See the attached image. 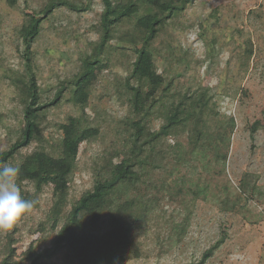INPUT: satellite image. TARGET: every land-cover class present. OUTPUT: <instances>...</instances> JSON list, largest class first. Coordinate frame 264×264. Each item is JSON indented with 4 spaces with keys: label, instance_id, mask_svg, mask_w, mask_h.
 <instances>
[{
    "label": "rangeland",
    "instance_id": "374dc122",
    "mask_svg": "<svg viewBox=\"0 0 264 264\" xmlns=\"http://www.w3.org/2000/svg\"><path fill=\"white\" fill-rule=\"evenodd\" d=\"M48 1L17 0L11 8L0 0V152L17 140L22 129V107L8 79L9 68L23 70L18 29L25 13L40 11ZM102 9V0H93L86 12L57 8L42 22L32 47L40 105L50 103L60 82L80 69L85 56L92 55ZM153 46L159 70L175 77L176 89L169 96L176 97L178 91H206L214 113L207 119L209 138L204 146L196 147L184 134L168 141L169 146H178L168 148L163 167L150 172L145 195L148 202L154 196L151 210L135 226L140 257L126 264H196L211 250L205 264H264V0H196L167 25ZM128 55L112 52L107 65L92 76L95 87L85 113L101 135L80 146L69 205L92 189L93 164L111 148L117 123L128 114L125 98L119 100ZM67 98L65 93L47 110L44 135L53 146L60 136L55 124L82 116ZM134 119L146 121L150 132L161 124L155 110L136 114ZM256 120L261 126L252 133ZM223 130L226 136L218 137ZM214 146L220 147L219 152ZM36 147L33 143L20 153H31ZM222 153H227L225 163L216 161ZM26 189L34 193L31 184ZM32 203L30 212L0 232L12 239L17 253L31 242L49 246L54 237L48 219L52 187H45ZM54 264L66 263L59 259Z\"/></svg>",
    "mask_w": 264,
    "mask_h": 264
},
{
    "label": "trees",
    "instance_id": "16d2710c",
    "mask_svg": "<svg viewBox=\"0 0 264 264\" xmlns=\"http://www.w3.org/2000/svg\"><path fill=\"white\" fill-rule=\"evenodd\" d=\"M93 0L76 4L72 0H49L38 12L25 13L18 29L21 66L23 70L8 69L9 84L15 89L22 109V129L17 140L0 152V165H11L19 156L20 172L17 186L22 198L33 201L45 187H52V220L54 237L49 246L31 242L17 253L14 242L0 233V264H126L140 257L135 226L150 212L146 190L150 172L163 167L170 155L168 141L186 135L188 142L204 146L208 137L207 119L214 113L208 92H176L175 77L160 71L155 62L153 41L167 25L174 22L196 0H102L99 38L93 43L92 55L85 56L80 69L60 82L52 101L44 106L33 65L32 47L41 24L57 8L86 12ZM14 8L17 0H6ZM123 27L118 31L119 27ZM113 40L118 43L112 44ZM122 56L132 53L127 76L122 79V94L128 114L115 128L116 140L111 148L100 154L92 167V189L68 203L71 178L77 169L79 149L84 142H93L101 130L85 110L95 87L93 74L104 65L112 52ZM104 61L106 63H104ZM67 94V101L82 111L81 117L69 116L64 123L55 124L60 135L50 145L44 135L47 110L56 106ZM122 98V99H121ZM155 110L161 120L158 130L148 131L147 122L135 120L134 115ZM216 114V113H215ZM233 130V120L231 119ZM261 126L256 120L255 133ZM226 136L224 130L218 137ZM37 143L31 153L21 155L22 149ZM216 146V145H215ZM212 147L219 152L220 147ZM227 153L217 154L216 161L225 163ZM31 184L34 193L26 189ZM144 189H142V187ZM69 206V207H68ZM47 219V220H48ZM106 228H105V227ZM2 232V231H0ZM212 256L206 252L196 264H205Z\"/></svg>",
    "mask_w": 264,
    "mask_h": 264
},
{
    "label": "clouds",
    "instance_id": "9594fccd",
    "mask_svg": "<svg viewBox=\"0 0 264 264\" xmlns=\"http://www.w3.org/2000/svg\"><path fill=\"white\" fill-rule=\"evenodd\" d=\"M19 168L0 165V231L11 229L14 224L33 208L30 200L21 196L17 186Z\"/></svg>",
    "mask_w": 264,
    "mask_h": 264
}]
</instances>
